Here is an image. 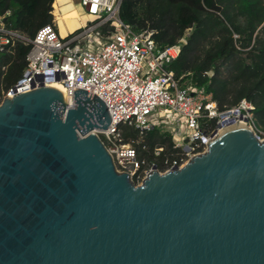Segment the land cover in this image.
Segmentation results:
<instances>
[{"label":"water","instance_id":"water-1","mask_svg":"<svg viewBox=\"0 0 264 264\" xmlns=\"http://www.w3.org/2000/svg\"><path fill=\"white\" fill-rule=\"evenodd\" d=\"M110 122L80 89L3 99L0 264H264V139L223 127L136 185L95 133Z\"/></svg>","mask_w":264,"mask_h":264},{"label":"built area","instance_id":"built-area-1","mask_svg":"<svg viewBox=\"0 0 264 264\" xmlns=\"http://www.w3.org/2000/svg\"><path fill=\"white\" fill-rule=\"evenodd\" d=\"M56 3L54 0L51 4L50 14L54 19ZM79 3L85 14L96 21L87 26L81 24L78 33L64 39L53 24L43 26L29 39L6 28L4 21L9 12L0 15V52L17 40L30 45L22 77L5 92L0 103L5 97L53 83H60L71 99L74 89L84 90L90 97L95 95L104 102L111 118L106 130L95 133L112 157L116 171L129 174L132 181L140 164L134 149L119 144L118 126L128 124L141 133L167 127L175 147L182 151L181 158L166 163L164 171L150 167L145 175L144 170L136 177L137 183L152 169L164 174L182 168L191 158L204 153L208 142L223 127L243 125L257 135L254 108L245 99L220 111L210 93L179 86L168 67L184 40L161 49L153 31L134 32L119 17L121 0H80ZM105 26L112 33L103 40L101 31ZM203 120L212 122V127L204 128ZM182 125L183 145L177 139ZM116 161L122 165L121 170L116 168Z\"/></svg>","mask_w":264,"mask_h":264},{"label":"trees","instance_id":"trees-1","mask_svg":"<svg viewBox=\"0 0 264 264\" xmlns=\"http://www.w3.org/2000/svg\"><path fill=\"white\" fill-rule=\"evenodd\" d=\"M54 0H0L8 30L32 39L53 24ZM75 17V15L73 16ZM119 17L134 32L153 31L161 49L180 44L169 65L181 88L210 93L220 111L245 99L253 106L257 135L264 133V0H121ZM71 21V20H70ZM103 40L112 33L102 29ZM30 45L15 41L0 52V99L22 77ZM215 69L212 70V67ZM212 122L202 121L209 129ZM119 144L131 145L140 164L138 177L150 167L164 171L182 156L167 127L141 133L118 126ZM136 177L133 183H137Z\"/></svg>","mask_w":264,"mask_h":264},{"label":"rangeland","instance_id":"rangeland-1","mask_svg":"<svg viewBox=\"0 0 264 264\" xmlns=\"http://www.w3.org/2000/svg\"><path fill=\"white\" fill-rule=\"evenodd\" d=\"M80 0H57L56 3V11L55 13L59 16L61 14H69V13H74V15L77 17L76 20H71L73 17H69V19L63 20V19H59V18H55L53 21V25L55 26L58 35L60 38H67L69 36H72L76 33H78L81 29L82 26H87L90 23H94L96 21V18L93 16H88L85 14L83 8L80 6ZM77 11V12H76ZM76 12V13H75ZM78 13V15H77ZM59 19V21H57ZM71 20V21H70ZM165 123V120L163 122ZM163 126H165L163 124ZM174 129L177 128V126H173ZM180 133L181 135L179 137H177L178 141L183 145L184 142V135H185V130L184 127L182 125V127H180ZM261 138L260 139H264V133H260ZM124 147L128 146L131 148V145H122ZM150 170V168L145 170V175L146 173ZM162 173V172H160ZM144 175V176H145ZM143 179L139 180V183H135L136 185H140Z\"/></svg>","mask_w":264,"mask_h":264},{"label":"bare ground","instance_id":"bare-ground-1","mask_svg":"<svg viewBox=\"0 0 264 264\" xmlns=\"http://www.w3.org/2000/svg\"><path fill=\"white\" fill-rule=\"evenodd\" d=\"M76 13V12H75ZM73 17L74 16V13L72 14V13H69V14H63V20H66V19H69V17ZM62 17V16H61ZM77 19V17L75 16V17H73L71 20H76ZM57 21H59V19L57 20ZM50 87H53V88H55V89H57L58 91H60L62 94H64L65 92H64V88L62 87V85L60 84V83H53V84H51L50 85ZM66 98H67V100H68V103H71V96H67L66 95ZM115 164H116V168L118 169V170H121L122 169V165L119 163V162H115Z\"/></svg>","mask_w":264,"mask_h":264},{"label":"crops","instance_id":"crops-1","mask_svg":"<svg viewBox=\"0 0 264 264\" xmlns=\"http://www.w3.org/2000/svg\"><path fill=\"white\" fill-rule=\"evenodd\" d=\"M76 12H77V11H76ZM55 14H56V13H55ZM77 15H78V13H77ZM61 16H62V17H61ZM56 18L62 19V18H63V14H61V15H59V16L56 14ZM57 33H58V32H57Z\"/></svg>","mask_w":264,"mask_h":264}]
</instances>
